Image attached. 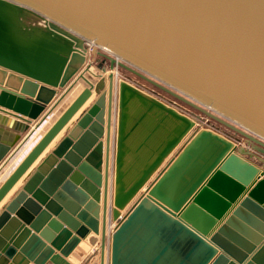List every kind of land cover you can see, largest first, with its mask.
I'll use <instances>...</instances> for the list:
<instances>
[{
	"label": "water",
	"instance_id": "1",
	"mask_svg": "<svg viewBox=\"0 0 264 264\" xmlns=\"http://www.w3.org/2000/svg\"><path fill=\"white\" fill-rule=\"evenodd\" d=\"M80 79L88 88L0 186L1 203L93 91L0 210V264H264V0H0V112L15 131L0 120V169Z\"/></svg>",
	"mask_w": 264,
	"mask_h": 264
},
{
	"label": "crops",
	"instance_id": "2",
	"mask_svg": "<svg viewBox=\"0 0 264 264\" xmlns=\"http://www.w3.org/2000/svg\"><path fill=\"white\" fill-rule=\"evenodd\" d=\"M99 50V49H97ZM101 50V49H100ZM88 63L91 65L90 72H87L90 74L89 79H87L88 83L94 85L100 76H102L101 72L97 70V65L101 63V59L97 58L94 55H91L89 57ZM108 63H106V66ZM108 70V66L106 67ZM109 71V70H108ZM107 71V72H108ZM85 73L84 76L87 74ZM114 73V72H113ZM95 76H94V75ZM85 78V77H84ZM118 78V74H117ZM82 82V83H80ZM129 82V81H128ZM88 83L84 80H78L75 85L68 90L66 95L64 94L63 96H59V93L56 94V96L53 98L51 101L50 105L46 107L45 111L41 114L42 120L38 122L32 121L29 124V131H31L33 134L31 137L27 140L25 145L20 149V151L17 153L16 157L12 158L7 162L5 165L4 169L0 172V186L1 184L8 178V176L14 171V169L20 164V162L25 158V156L30 152V150L36 145V143L43 137V135L50 129V127L56 122V120L62 115V113L68 108V106L76 99V97L81 93V91L85 88H88ZM132 84L131 82H129ZM96 95L92 91L91 97L85 102V104L76 112V114L71 118V120L64 126V129H62L58 136L55 137V139L51 142V144L44 150L41 156L36 159V161L33 163V165L30 166V168L27 170V172L22 176L20 179V183L14 187V189L11 191L12 193L6 196V200L2 205H0V210L2 207L13 197L15 192L20 189V187L24 184V182L28 179V177L32 174L36 166L42 161V159L48 154L54 147L57 146V144L64 138L65 134L67 131H70L80 118L81 114L88 109L95 101ZM11 113V112H9ZM0 120H5V125L4 129L6 132H8L10 135H14V118L11 116L4 115L2 112H0ZM38 126V127H37ZM214 131V130H213ZM221 134V133H220ZM222 135V134H221ZM25 134L21 135V140L20 142L17 143L15 146V149L18 148L24 141ZM226 137V136H224ZM27 138V137H26ZM228 138V137H226ZM230 139V138H228ZM53 146V147H52ZM43 156V157H42ZM244 160H246L248 163L252 164L259 170H261V166L256 161V158L254 157H248V156H243L242 157ZM258 181V174L254 177L253 182ZM251 186H248L245 188V192L250 189ZM241 197V196H240ZM239 197V198H240ZM238 198V199H239ZM234 204H232L233 206ZM231 206V207H232ZM122 213V212H121ZM94 249H92L93 251ZM89 254L87 258L90 256ZM32 264V263H29Z\"/></svg>",
	"mask_w": 264,
	"mask_h": 264
},
{
	"label": "rangeland",
	"instance_id": "3",
	"mask_svg": "<svg viewBox=\"0 0 264 264\" xmlns=\"http://www.w3.org/2000/svg\"><path fill=\"white\" fill-rule=\"evenodd\" d=\"M88 45L91 46L92 43L91 42H88ZM102 53H105L104 51L102 50H98ZM113 72H115V74L117 75L118 74V79L119 80H124L126 82H131L132 85H135L137 86L138 88H140L141 90H145V92H155L159 95H161L162 97H164L165 99L167 100H170V98L172 97L171 95L165 93L164 91H161L160 89H157L156 87L150 85L149 83H147L146 81H144L143 79L139 78V77H136L135 75L123 70V69H115L113 70ZM109 73L106 72V74ZM147 76V75H146ZM85 79H89L90 77V74H86L85 76ZM85 81V80H84ZM82 83V82H80ZM170 90L174 91L173 89L170 88ZM175 93L181 95L180 93L174 91ZM173 98V97H172ZM174 99V98H173ZM187 100L191 101L190 99L186 98ZM192 102V101H191ZM181 107L186 110L188 112V114H190V116H198L199 119H198V122H199V127L200 128H209V129H212L216 132H219L221 133L223 136H226L228 138H231L232 140L236 141L238 143V145L244 147L245 149L248 148V145L246 144V140L244 138H242L241 136L237 135L236 133H234L233 131H231L230 129L224 127L223 125L217 123L216 121L206 117L205 115H203L202 113L194 110L193 108H191L190 106L186 105L185 103L181 102ZM206 111L210 112L208 109H205ZM27 137V138H26ZM24 138V141L23 143L16 149H14V151L12 152V154L9 156L8 158V161L11 160L12 158L16 157L17 153L20 151V149H22V147L25 145V143L27 142V140L31 137V136H26ZM7 164V163H6ZM5 166V165H4ZM2 166V168L4 167ZM2 170V169H1ZM0 170V171H1ZM123 215V211L121 213V216ZM113 226L114 224L111 223L110 224V229L112 230L113 229Z\"/></svg>",
	"mask_w": 264,
	"mask_h": 264
},
{
	"label": "built area",
	"instance_id": "4",
	"mask_svg": "<svg viewBox=\"0 0 264 264\" xmlns=\"http://www.w3.org/2000/svg\"><path fill=\"white\" fill-rule=\"evenodd\" d=\"M143 91H145V90H143ZM146 93L151 95V96H153L154 98L158 99L159 101H161L165 105H167L169 107H172L173 109H175L176 111L180 112L181 114H184V115H187V116H190V114H191V113L188 114V112L181 107V104H182L181 101L175 99L174 97H173L174 99L171 97L170 100H167L164 97H162L161 95H159V94H157V93H155L153 91H151V92L147 91ZM207 129H209V128H207ZM209 130H212V129H209ZM229 140H231L233 142H236V141L232 140L231 138Z\"/></svg>",
	"mask_w": 264,
	"mask_h": 264
},
{
	"label": "bare ground",
	"instance_id": "5",
	"mask_svg": "<svg viewBox=\"0 0 264 264\" xmlns=\"http://www.w3.org/2000/svg\"><path fill=\"white\" fill-rule=\"evenodd\" d=\"M108 74H109V73H107V74H105V75L107 76ZM113 74L115 75V72H114ZM63 129H64V128H63ZM57 136H58V135H57ZM50 144H51V143H50ZM52 147H53V146H52ZM47 148H48V147H47ZM41 155H42V154H41ZM41 155H40V156H41ZM42 157H43V156H42ZM37 159H38V158H37ZM5 165H6V164H5ZM32 165H33V164H32ZM4 167H5V166H4ZM4 167H3V168L1 167V169L3 170ZM1 169H0V170H1ZM2 170H1V171H2ZM1 171H0V172H1ZM19 183H20V180L15 184V186L18 185ZM15 186H14V187H15ZM14 187L12 188V190L14 189ZM12 190H11V191H12ZM11 191L8 193L9 195L12 193ZM8 194H7V195H8ZM9 195H8V197H10ZM5 198H6V197H5ZM5 198L2 200V202L0 203V205H2L5 201H7V200H6L7 198H6V199H5Z\"/></svg>",
	"mask_w": 264,
	"mask_h": 264
}]
</instances>
